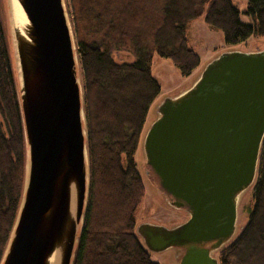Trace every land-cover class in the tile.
<instances>
[{
	"label": "water",
	"instance_id": "1",
	"mask_svg": "<svg viewBox=\"0 0 264 264\" xmlns=\"http://www.w3.org/2000/svg\"><path fill=\"white\" fill-rule=\"evenodd\" d=\"M18 1L29 23L21 29L7 0L27 168L1 264H49L53 256L72 264L90 179L76 42L64 0ZM157 112L143 140L146 165L189 219L174 228L141 224L136 233L151 253L179 251L177 264H220L213 254L233 239L239 199L258 176L264 50L219 54Z\"/></svg>",
	"mask_w": 264,
	"mask_h": 264
},
{
	"label": "trees",
	"instance_id": "2",
	"mask_svg": "<svg viewBox=\"0 0 264 264\" xmlns=\"http://www.w3.org/2000/svg\"><path fill=\"white\" fill-rule=\"evenodd\" d=\"M83 86L89 190L72 264H159L136 233L145 187L135 160L161 92L154 54L184 77L200 67L189 46L194 21L223 33L226 46L264 38V0H248L243 23L233 0H67ZM1 10V9H0ZM115 52L130 58L118 62ZM27 145L9 32L0 11V264L24 195ZM221 264H264V142L247 225Z\"/></svg>",
	"mask_w": 264,
	"mask_h": 264
},
{
	"label": "rangeland",
	"instance_id": "3",
	"mask_svg": "<svg viewBox=\"0 0 264 264\" xmlns=\"http://www.w3.org/2000/svg\"><path fill=\"white\" fill-rule=\"evenodd\" d=\"M64 1L66 9L68 10V1ZM233 2L240 11L241 21L246 24L252 23V18L245 14L248 0H233ZM0 9L1 15L3 19H5L7 31L10 35L9 7L7 0H0ZM189 46L201 58V64L199 67L200 69H196V73H193L194 75L192 74L193 76L191 75V78L184 77L174 66L171 60L161 58L157 54H154L153 56L152 77L160 84L161 92L148 114L145 128L141 136L140 145L135 155L137 170L142 177L145 187V197L139 208L137 225L148 223L174 228L185 223L189 219V215L185 210L174 208L170 204L171 202L161 190L156 177L146 165V158L143 151V140L146 131L158 117V107L162 104V102H164L165 99L176 97L189 89L200 77V74L207 64L219 54L225 51H262L264 50V38L252 36L244 43L234 46H226L224 43L223 33L219 30L209 27L205 22V15H203L192 24V29L189 35ZM113 56L118 62H127L130 60V58H128L126 55L123 56L118 52H115ZM78 74L79 78L81 79L80 64L78 66ZM253 202L254 185L245 191L239 199L236 233L233 239L225 246V248L232 244L239 237L243 228L247 225L249 211L252 208ZM140 241L143 243L141 238ZM149 253L151 260L156 263H178V252L176 250H168L162 253ZM220 256L221 253L219 252L213 254V257L219 260Z\"/></svg>",
	"mask_w": 264,
	"mask_h": 264
},
{
	"label": "bare ground",
	"instance_id": "4",
	"mask_svg": "<svg viewBox=\"0 0 264 264\" xmlns=\"http://www.w3.org/2000/svg\"><path fill=\"white\" fill-rule=\"evenodd\" d=\"M9 2L12 5V8L14 9V19H16V21L18 22V26L21 29L22 27H28L29 23L28 20L19 4L18 0H9ZM24 33L22 31V36H24ZM49 264H57V256H53L50 261Z\"/></svg>",
	"mask_w": 264,
	"mask_h": 264
},
{
	"label": "flooded vegetation",
	"instance_id": "5",
	"mask_svg": "<svg viewBox=\"0 0 264 264\" xmlns=\"http://www.w3.org/2000/svg\"><path fill=\"white\" fill-rule=\"evenodd\" d=\"M165 194V193H164ZM166 195V194H165ZM167 196V195H166ZM168 198V197H167ZM169 199V198H168ZM169 201H170V199H169ZM138 226V225H137ZM227 245V244H226ZM225 245V246H226ZM225 246L224 247H222V249H220L219 251H216V252H219V253H222V251L225 249ZM178 252V256L180 255V252L179 251H177ZM215 252V253H216ZM219 260V259H218ZM219 262H220V260H219ZM221 264V263H220Z\"/></svg>",
	"mask_w": 264,
	"mask_h": 264
},
{
	"label": "crops",
	"instance_id": "6",
	"mask_svg": "<svg viewBox=\"0 0 264 264\" xmlns=\"http://www.w3.org/2000/svg\"><path fill=\"white\" fill-rule=\"evenodd\" d=\"M198 69H200V68H198ZM198 69H197V70H198ZM197 70H196V71H197ZM196 71L194 72V74L196 73ZM194 74H193V75H194ZM193 75H192V76H193ZM192 76H190L189 78H191ZM156 101H157V99H156ZM156 101H155V102H156ZM155 102H154V104H155ZM152 107H153V105H152ZM150 110H151V109H150ZM144 128H145V127H144Z\"/></svg>",
	"mask_w": 264,
	"mask_h": 264
}]
</instances>
